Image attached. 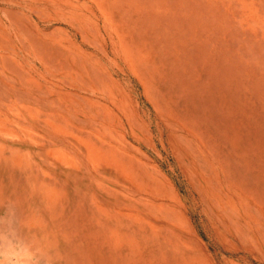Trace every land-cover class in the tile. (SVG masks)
<instances>
[{
  "label": "rangeland",
  "instance_id": "374dc122",
  "mask_svg": "<svg viewBox=\"0 0 264 264\" xmlns=\"http://www.w3.org/2000/svg\"><path fill=\"white\" fill-rule=\"evenodd\" d=\"M0 191L64 264H264V0H0Z\"/></svg>",
  "mask_w": 264,
  "mask_h": 264
},
{
  "label": "clouds",
  "instance_id": "9594fccd",
  "mask_svg": "<svg viewBox=\"0 0 264 264\" xmlns=\"http://www.w3.org/2000/svg\"><path fill=\"white\" fill-rule=\"evenodd\" d=\"M0 264H64V254L30 231L19 201L0 191Z\"/></svg>",
  "mask_w": 264,
  "mask_h": 264
}]
</instances>
